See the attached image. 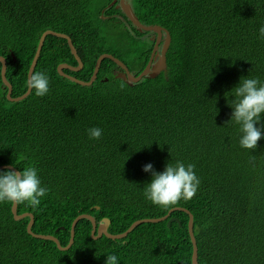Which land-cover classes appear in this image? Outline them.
Masks as SVG:
<instances>
[{"label": "trees", "instance_id": "1", "mask_svg": "<svg viewBox=\"0 0 264 264\" xmlns=\"http://www.w3.org/2000/svg\"><path fill=\"white\" fill-rule=\"evenodd\" d=\"M110 1L0 0V56L12 96L27 90L28 69L47 29L70 36L83 66L64 72L78 79H90L104 52L133 74L141 72L153 48L152 31L138 30L114 4L108 19L109 9H103ZM130 5L142 24L169 32L165 69L130 83L104 58L95 81L81 85L57 71L60 63L77 65L67 39L47 34L34 68L49 78L45 96L31 90L10 101L0 75V165L37 169L48 192L35 208L17 204V213H32L31 230L54 235L62 246L82 213L97 225L108 219L113 234L175 207L169 217L180 224L168 225L167 217L140 223L122 238L94 239L91 221L82 218L71 247L61 250L28 233L29 217L16 220L12 203L0 202V264H105L109 254L118 264H192L188 212L197 264H264V133L255 149L241 147L230 105L245 78L264 84V0ZM93 127L102 129L100 139L89 137ZM177 161L195 166L196 195L166 208L153 204L144 194L152 173L143 166L151 163L160 173Z\"/></svg>", "mask_w": 264, "mask_h": 264}, {"label": "clouds", "instance_id": "2", "mask_svg": "<svg viewBox=\"0 0 264 264\" xmlns=\"http://www.w3.org/2000/svg\"><path fill=\"white\" fill-rule=\"evenodd\" d=\"M259 36L264 39V26L260 27ZM26 84L38 97H43L49 92V78L44 72L33 71ZM234 97L230 104L233 108L231 120L240 125V146L253 150L264 133V123H261V114H264V84L255 78H245L235 87ZM88 134L92 139H100L102 129L90 128ZM194 167L193 164L185 166L177 161L174 166L167 164L163 172L157 173L151 163L145 164L143 170L152 173V179L144 192L146 198L165 208L176 205L181 199L191 200L200 184ZM47 192L48 189L41 186L37 169L34 167L19 172L7 170L0 173V202H27L35 208ZM105 264H118L117 256L109 254Z\"/></svg>", "mask_w": 264, "mask_h": 264}, {"label": "water", "instance_id": "3", "mask_svg": "<svg viewBox=\"0 0 264 264\" xmlns=\"http://www.w3.org/2000/svg\"><path fill=\"white\" fill-rule=\"evenodd\" d=\"M113 2H115V0ZM120 3H121V7H122V10H123L125 16L132 22V24L134 26H136V28L138 30H140V31H152V32H154L156 34L155 43H154L153 48L151 50L148 62H147L146 66L144 67V69L141 72H139L138 74H133L129 70L128 66L122 60H120L118 57L113 56L110 53L104 52V53H102V54H100L98 56V58L96 60V63H95V66H94L93 73H92L90 79L89 80L78 79V78H76V77L64 72V69H69V70H72V71H79L82 68V66H83V62H82L80 56L78 55L77 50H76L75 46L73 45L70 36H68L65 33L56 32V31L47 29L41 34V36L39 38V42H38L35 54L33 56L32 62H31L30 66H29V69H28L27 79H28V76L30 75V73H32L34 71V68L36 66L38 57L40 55V52H41V49H42V46H43V43H44V40H45V37H46L47 34H52V35L67 39L69 48H70L72 54L74 55V57H75V59L77 61V65H70L68 63H60L57 66V71H58V73L61 76L69 78L70 80L75 81V82H77V83H79L81 85L89 86L95 81V79L97 77V73H98L100 65H101V62H102V60L104 58H109L114 63H116L122 70V71H118L116 76L120 77L123 80H127L130 83L139 82L144 77L153 78V77L157 76L162 70L165 69V66H166V56L165 55H166V50H167L169 42H170V34H169V32L165 28H163V27H161L159 25H156V24H154V25H144V24H142L137 19L136 15L133 12L132 7H131V5L129 3H124V0H120ZM163 33H165V38H164V44L162 45V48H161V50H162L161 51V57H162V59H161V67L160 66L156 67L154 65L155 64L154 63V59L159 54L158 47H159V43L161 41ZM0 63H2V66H1V80H2L3 85L5 87H7V98L10 101H19V100H22L25 97H27L29 95V93L31 92V90H32V89H29L28 87H27V90L23 94H21L19 96H16V97H11L12 85L6 79V74H5V72H6V59L4 57H2V56H0ZM162 67H163V69H162ZM4 168L10 169L12 171L19 172L15 167H13L10 164H2V165H0V170L4 169ZM175 208H173V209H175ZM177 208H179V207H177ZM173 209H171L167 214H165L162 217H158V218H143V219L135 220L124 232L117 233V234H113V233L108 232V230H107L108 219H106V218L103 219V222L97 225L96 220H95V218L92 215L87 214V213L79 214L72 221L71 228H70V238H69V241H68L67 245L62 246L60 244L58 238L55 237L54 235L34 233L31 230V226H32L33 221H34L33 214L30 213V212H23V213L19 214V213H17V204L12 203V205H11V211H12V214H13V216H14V218L16 220L24 218V217H27V216L29 217V221L27 223V231H28V233L32 234L34 237H37V238L49 239V240L54 241L57 244L58 248L61 249V250H66V249L71 247V245H72V243L74 241L75 226H76L77 222L80 219H82V218H86V219L91 221V224H92L91 236H92V238L98 239L102 235H105L108 238L117 239V238L125 237L135 226H137L140 223H143V222H158V221H162V220L166 219L167 217H169V214H170V212ZM184 210H186V209H184ZM186 211L188 212V210H186ZM188 213H189L188 232H189V235H190L191 241H192V264H197L198 249H197L196 238L194 236V231H193V214L190 213V212H188ZM172 221H177L180 224V220L178 218H176V217H169V219L167 221V224L169 225Z\"/></svg>", "mask_w": 264, "mask_h": 264}, {"label": "flooded vegetation", "instance_id": "4", "mask_svg": "<svg viewBox=\"0 0 264 264\" xmlns=\"http://www.w3.org/2000/svg\"><path fill=\"white\" fill-rule=\"evenodd\" d=\"M114 1V0H113ZM112 0L107 4L106 8L103 9V11H106V9H109L108 12L109 14L106 16L108 17V19H110L112 21V5L114 4L115 6V9H121L122 10V7H121V3H120V0H115V2H113ZM124 3H129L130 4V0H124ZM123 12V10H122ZM119 18H121V20L124 21V23L129 26L128 22L120 15ZM131 22V21H130ZM132 23V22H131ZM164 38H165V33H163L162 35V38H161V41L159 43V47H158V52H160L161 48H162V45L164 44ZM149 39L151 41H153V43H155V39H156V34L154 32H151V34L149 35ZM154 45V44H153ZM3 57V56H2ZM2 66V63H0V67ZM118 71H122L121 69L118 70ZM117 71V72H118ZM0 75H1V68H0ZM4 87V85H3ZM6 97H7V87H6ZM11 97H16V96H12V91H11ZM8 99V98H7ZM9 100V99H8Z\"/></svg>", "mask_w": 264, "mask_h": 264}, {"label": "rangeland", "instance_id": "5", "mask_svg": "<svg viewBox=\"0 0 264 264\" xmlns=\"http://www.w3.org/2000/svg\"><path fill=\"white\" fill-rule=\"evenodd\" d=\"M161 51H162V50H160L158 56L154 59V63H155L154 65H155L156 67H158V66L161 67V59H162V57H161ZM162 69H163V67H162Z\"/></svg>", "mask_w": 264, "mask_h": 264}]
</instances>
